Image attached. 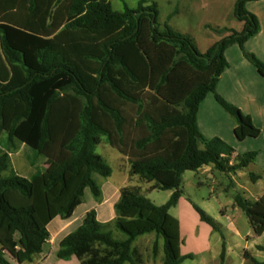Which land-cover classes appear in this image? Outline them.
Masks as SVG:
<instances>
[{"label":"trees","instance_id":"16d2710c","mask_svg":"<svg viewBox=\"0 0 264 264\" xmlns=\"http://www.w3.org/2000/svg\"><path fill=\"white\" fill-rule=\"evenodd\" d=\"M252 1L258 0L235 1L233 17L242 28L221 29L225 35L201 53L190 36L160 27L156 6H144L146 0L121 12L108 0H0V264H10L5 256L32 262L50 238L53 219H69L86 189L95 198L102 195L94 176L112 173L95 152L102 137L126 158L129 178L150 184L149 191L173 192L156 206L140 186L119 189L114 218L99 222L94 210L86 212L60 240L57 258L143 264L133 243L154 233L163 242L162 263L181 264L179 224L169 210L180 198L182 175L204 166L236 174L257 155H234L231 146L204 137L197 126L199 105L212 94L234 121L238 141L260 134L248 115L216 92L232 45L264 78V62L245 48L259 32L257 18L246 9ZM20 146L44 162L29 177L11 167L10 154ZM249 178L256 183L262 175L250 172ZM234 202L260 236L264 193L254 201L237 195ZM114 231L125 239H116ZM244 259L264 264L247 253Z\"/></svg>","mask_w":264,"mask_h":264},{"label":"rangeland","instance_id":"374dc122","mask_svg":"<svg viewBox=\"0 0 264 264\" xmlns=\"http://www.w3.org/2000/svg\"><path fill=\"white\" fill-rule=\"evenodd\" d=\"M108 1L112 9L118 12L123 11L124 6L129 9H137L139 6V0ZM235 1L146 0L144 6L154 4L160 27L166 24L173 30L190 36L198 51L203 53L208 46L219 40L221 29L237 25L233 18ZM95 152L112 170L109 178L94 176L102 191L107 185L126 187L132 184L127 181L125 162L121 160V154L109 146L104 137L96 146ZM10 160L14 173L23 177H29L44 166L43 159L22 146L10 154ZM250 172L264 174L260 169L247 168L235 178L217 170L203 174L187 171L182 175L180 198L176 206L169 210V214L179 224V255L183 258L181 264H253L251 260L244 259L245 253L257 262H264V251L260 250L264 248V232L258 237L254 236L245 213L234 202L237 195L253 201L254 196L261 194L264 178L255 184L249 178ZM136 183L144 190L142 195L156 206L165 204L173 192L149 191L146 183L135 181L134 184ZM115 197L116 193L109 195L105 190L99 198H95L86 189L75 216L96 207L99 218H106L109 210L114 211L111 201ZM196 208L213 220L214 227L201 219ZM206 228L210 231L209 235ZM113 234L116 239H125V235L119 231H114ZM154 242L157 244L156 256L152 254ZM162 245V240L157 239L154 233L139 236L133 243L142 255L143 264H163Z\"/></svg>","mask_w":264,"mask_h":264},{"label":"crops","instance_id":"0c3cea01","mask_svg":"<svg viewBox=\"0 0 264 264\" xmlns=\"http://www.w3.org/2000/svg\"><path fill=\"white\" fill-rule=\"evenodd\" d=\"M246 9L257 18L259 32L246 42L245 48L248 52L254 54L259 60L264 62V0L248 2L246 4ZM236 22L237 25L224 28L239 31L242 28V23L237 20ZM219 35V39H221L225 33ZM224 55L228 67L223 71L219 78L216 92L227 102L237 107L243 114L248 115L253 124L260 130V134L255 139L238 141L233 134L234 121L221 109L212 94H208L199 105L197 113L198 129L206 138L217 137L223 140L233 148L234 155L250 151L256 152L257 155L255 161L248 168H257L260 169V172L264 173V78L261 77L254 67L242 56L238 46H230L225 51ZM122 158L123 159L121 160L123 163L125 162L127 181L132 183L130 186H140V184H134L135 181L139 182L137 177L129 178L128 162L124 156H122ZM213 170L212 166H204L197 172H201L202 174L204 172L212 173ZM240 174H242V172L231 175L235 178ZM263 178L264 174L260 180H263ZM147 185L149 188L150 184ZM121 188L123 187H112L110 185H107L104 188V191L106 190L109 195L116 193L115 199L111 201L112 208L118 200L119 189ZM141 190L144 191L142 188ZM104 191L101 190L102 194ZM263 193L264 186L261 194L254 196V200L259 198ZM89 210L95 211L96 219L99 222L111 221L115 216L114 211L109 210L105 216L106 218L100 219L98 211L96 210V207H94L85 210L80 216H75L74 211L72 216L67 220H63L59 217L53 219L47 226L50 238L43 246L42 252L39 255H36L32 262L24 264H79V261L75 257H71L68 260H61L57 258L56 253L58 251L60 240L70 232L74 231L81 224L83 217ZM205 230L209 235V229L206 228ZM5 257L10 264H19L8 256Z\"/></svg>","mask_w":264,"mask_h":264}]
</instances>
